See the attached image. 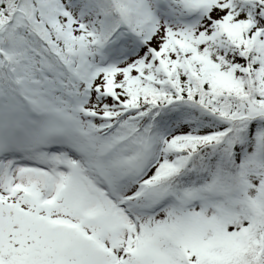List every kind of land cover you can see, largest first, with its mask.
Segmentation results:
<instances>
[{
    "label": "snow or ice",
    "instance_id": "6c2138e0",
    "mask_svg": "<svg viewBox=\"0 0 264 264\" xmlns=\"http://www.w3.org/2000/svg\"><path fill=\"white\" fill-rule=\"evenodd\" d=\"M0 264H264V0H0Z\"/></svg>",
    "mask_w": 264,
    "mask_h": 264
}]
</instances>
